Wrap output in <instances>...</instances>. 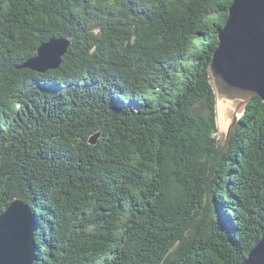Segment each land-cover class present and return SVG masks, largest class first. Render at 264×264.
I'll use <instances>...</instances> for the list:
<instances>
[{
    "label": "trees",
    "instance_id": "trees-1",
    "mask_svg": "<svg viewBox=\"0 0 264 264\" xmlns=\"http://www.w3.org/2000/svg\"><path fill=\"white\" fill-rule=\"evenodd\" d=\"M232 1L0 0V214L30 207L33 264H239L260 241L264 102L217 139ZM51 38L57 70L20 68Z\"/></svg>",
    "mask_w": 264,
    "mask_h": 264
},
{
    "label": "water",
    "instance_id": "water-1",
    "mask_svg": "<svg viewBox=\"0 0 264 264\" xmlns=\"http://www.w3.org/2000/svg\"><path fill=\"white\" fill-rule=\"evenodd\" d=\"M217 38L209 64L216 104L228 102L235 113L242 108L243 115L253 97L264 102V0H233ZM69 45L66 38H51L20 68L40 74L57 70ZM96 138L90 143L95 144ZM35 231L30 207L20 199L12 201L0 214V264H33ZM239 264H264V234Z\"/></svg>",
    "mask_w": 264,
    "mask_h": 264
},
{
    "label": "rangeland",
    "instance_id": "rangeland-1",
    "mask_svg": "<svg viewBox=\"0 0 264 264\" xmlns=\"http://www.w3.org/2000/svg\"><path fill=\"white\" fill-rule=\"evenodd\" d=\"M226 106L227 107H226L225 113H227L226 119L228 121L227 120L225 121V123H224L225 125L223 123L216 121L217 127H218L217 139H218L220 145H226L227 144L228 139L230 137V131L232 130L233 126L238 121V119L242 116V114L237 115L238 117L234 115V112H235L234 106H231V105H226ZM216 117H217V111H216Z\"/></svg>",
    "mask_w": 264,
    "mask_h": 264
},
{
    "label": "bare ground",
    "instance_id": "bare-ground-1",
    "mask_svg": "<svg viewBox=\"0 0 264 264\" xmlns=\"http://www.w3.org/2000/svg\"><path fill=\"white\" fill-rule=\"evenodd\" d=\"M226 105H231L233 106L232 104L228 103V102H225V101H220L218 100L217 104H216V111H217V121L220 122V123H225V121L227 120L226 119V115L227 113H225V110H226ZM229 111V110H228ZM242 108H240L236 113L234 112V115L237 116V115H241L242 114ZM230 113V112H229ZM232 116V115H231ZM238 117V116H237ZM228 121V120H227ZM225 125V124H224Z\"/></svg>",
    "mask_w": 264,
    "mask_h": 264
}]
</instances>
